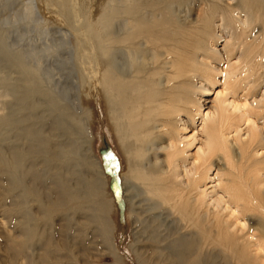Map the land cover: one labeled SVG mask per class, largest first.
Listing matches in <instances>:
<instances>
[{"label": "rangeland", "instance_id": "1", "mask_svg": "<svg viewBox=\"0 0 264 264\" xmlns=\"http://www.w3.org/2000/svg\"><path fill=\"white\" fill-rule=\"evenodd\" d=\"M127 1L144 4V0ZM117 2L104 0L110 9ZM204 3L225 6L236 5L238 0H178L175 14L179 19L187 16V23L194 22ZM98 6V0H0V119L9 118L0 120V157L18 153L22 176L17 185L0 163V264H183L176 253V216L160 204L159 197L147 193L140 181L127 182L130 203L125 200L119 173L127 155L109 140L96 116L88 58L94 30L88 17ZM251 16L245 29L234 26L233 38L245 39L240 59L237 51L229 56L228 63L236 67L228 69L231 71L225 76L226 55L223 40H219L214 47L224 54L218 64L221 71L214 73L216 82L208 85L209 90L197 95L202 114L216 105L217 98L227 99L224 105L234 119L224 131L225 147L234 163L238 158L236 131L245 140L246 133H257L253 129L264 122V15L253 11ZM189 26L179 33L178 55L190 66L191 55L198 52L191 44L199 33ZM16 51L25 53L24 67L31 75L28 82L7 61L6 55ZM36 74L44 89L56 97L58 107L41 95L25 98L23 92L39 84L32 77ZM194 82L198 85V80ZM259 98L262 104L254 106L252 100ZM229 101L242 107L233 110ZM34 102L37 105L32 107ZM181 116L187 123L181 138L190 142L191 136H196L186 151L191 161L206 136L194 107ZM211 160L208 178L202 183L213 180L216 170L228 178L226 155L223 159L218 152ZM159 161L164 163V154H159ZM92 179L99 180L104 199L112 205L105 215V234L101 233L104 214L97 211L100 200ZM65 189L71 190L75 199L55 203V197ZM136 194L137 207L136 199L131 198Z\"/></svg>", "mask_w": 264, "mask_h": 264}, {"label": "bare ground", "instance_id": "2", "mask_svg": "<svg viewBox=\"0 0 264 264\" xmlns=\"http://www.w3.org/2000/svg\"><path fill=\"white\" fill-rule=\"evenodd\" d=\"M98 1L97 11L88 17L94 30L88 50L92 52L88 58L92 63L94 104L103 132L121 154L127 155L119 173L123 191H127V182L140 181L147 193L159 197L160 204L176 216L179 262L264 264V122L257 129L252 128L257 133H246L245 140L236 131L238 158L234 163L225 147L224 131L234 119L224 105L227 99L217 98L216 105L202 114V104L197 97L216 82L213 75L221 71L218 64L225 59L224 54L225 76L236 67L235 63H228L229 56L237 51V59H240L245 39L233 38L234 26L248 27L253 11L264 15V0H238L236 5L225 6L204 3L191 23H187V16L179 19L175 14L178 0H174L177 9L173 0H144L143 6L118 0V5L112 9L107 8L104 0ZM237 12L241 15L235 16ZM187 25H191V31L199 33L191 47L200 51V55L198 52L191 55L190 66L178 55L182 37L179 33ZM217 29L219 31H215ZM219 40H223L224 54L214 47ZM24 54L16 51L6 57L28 82L31 75L24 67ZM37 67L39 72L40 65ZM38 76L32 77L38 80ZM194 80H198V85ZM38 83L31 90H23L25 98L41 95L58 107L54 94L44 89L39 80ZM261 102V98L252 100L254 106ZM228 104L233 110L242 107L231 101ZM35 105L34 102L32 107ZM193 107L201 117L202 133L206 137L197 146L196 157L188 161L186 151L196 136H191L190 142L181 138L187 129L181 115L191 113ZM55 110L65 111L64 108ZM192 119L193 116L191 122ZM0 120L9 118L2 116ZM218 152L223 159L226 155L228 178L224 179L223 172L216 170L215 177L210 178L213 180L202 183L208 178L211 158ZM159 154H164L163 164ZM19 162L20 155L13 151L0 157V163L17 185L22 181ZM107 180L104 176L105 184ZM92 185L100 200L97 211L104 214L100 228L105 234V215L112 205L104 199L99 180L92 179ZM128 193L124 194L126 201ZM73 195L71 190H61L54 201L75 199ZM131 198L136 199L137 207L139 195Z\"/></svg>", "mask_w": 264, "mask_h": 264}]
</instances>
